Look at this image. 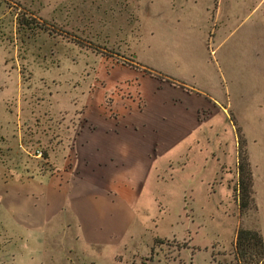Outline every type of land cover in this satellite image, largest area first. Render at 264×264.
Here are the masks:
<instances>
[{
    "label": "rangeland",
    "instance_id": "374dc122",
    "mask_svg": "<svg viewBox=\"0 0 264 264\" xmlns=\"http://www.w3.org/2000/svg\"><path fill=\"white\" fill-rule=\"evenodd\" d=\"M100 60L133 62L150 72L186 66L223 88L215 95L216 117L225 129L216 131L218 139L212 132L206 137L219 142L213 152L224 158L215 200L206 203L200 194L194 211L177 204L165 214L139 211L135 237L121 251L125 264L145 261L148 253L139 254L151 246L150 256L159 260L145 264H236L238 226L258 230L264 240V0H0V192L5 182L9 191L16 178L47 168L49 124L78 122L73 97ZM237 128L253 183V207L243 215L234 196L237 162L230 157L234 144L238 154ZM3 193L0 238H13L9 254L36 260L44 250L32 242L37 233L16 225L24 216L14 202L5 204Z\"/></svg>",
    "mask_w": 264,
    "mask_h": 264
},
{
    "label": "crops",
    "instance_id": "0c3cea01",
    "mask_svg": "<svg viewBox=\"0 0 264 264\" xmlns=\"http://www.w3.org/2000/svg\"><path fill=\"white\" fill-rule=\"evenodd\" d=\"M155 68L160 72L100 60L93 77H82L71 110L78 122L49 124L47 168L16 178L9 191L5 182L0 192L9 196L5 204L20 208L24 218L16 225L37 233L32 242L43 253L36 260L9 254L13 238L5 235L0 264H125L121 251L135 237L139 211L165 214L173 204L194 211L200 194L206 203L215 200L223 184L213 185L224 162L213 152L216 131L225 129L216 117L222 84L196 78L186 66L176 73ZM202 108L212 112L204 120L198 116ZM210 132L214 141L206 138ZM28 193L31 198L23 200ZM151 251L139 254L148 257L138 263L159 260Z\"/></svg>",
    "mask_w": 264,
    "mask_h": 264
},
{
    "label": "trees",
    "instance_id": "16d2710c",
    "mask_svg": "<svg viewBox=\"0 0 264 264\" xmlns=\"http://www.w3.org/2000/svg\"><path fill=\"white\" fill-rule=\"evenodd\" d=\"M237 179L234 187L239 215L253 207L252 170L244 148L245 140L237 128ZM236 264H261L264 261V240L258 230L238 226L233 244Z\"/></svg>",
    "mask_w": 264,
    "mask_h": 264
},
{
    "label": "built area",
    "instance_id": "2783aa9c",
    "mask_svg": "<svg viewBox=\"0 0 264 264\" xmlns=\"http://www.w3.org/2000/svg\"><path fill=\"white\" fill-rule=\"evenodd\" d=\"M209 113H210L209 109L202 108L199 110L198 116H199L200 120H204L209 116Z\"/></svg>",
    "mask_w": 264,
    "mask_h": 264
}]
</instances>
